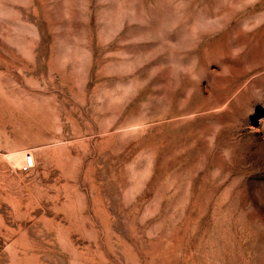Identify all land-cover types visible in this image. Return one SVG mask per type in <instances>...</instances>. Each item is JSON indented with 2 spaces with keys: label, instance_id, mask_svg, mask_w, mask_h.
Wrapping results in <instances>:
<instances>
[{
  "label": "rangeland",
  "instance_id": "rangeland-1",
  "mask_svg": "<svg viewBox=\"0 0 264 264\" xmlns=\"http://www.w3.org/2000/svg\"><path fill=\"white\" fill-rule=\"evenodd\" d=\"M0 264H264V0H0Z\"/></svg>",
  "mask_w": 264,
  "mask_h": 264
},
{
  "label": "built area",
  "instance_id": "built-area-1",
  "mask_svg": "<svg viewBox=\"0 0 264 264\" xmlns=\"http://www.w3.org/2000/svg\"><path fill=\"white\" fill-rule=\"evenodd\" d=\"M34 164H35L34 157L31 154H27L21 169L24 172H30L32 169H34Z\"/></svg>",
  "mask_w": 264,
  "mask_h": 264
}]
</instances>
